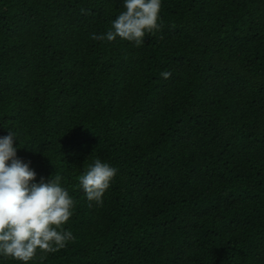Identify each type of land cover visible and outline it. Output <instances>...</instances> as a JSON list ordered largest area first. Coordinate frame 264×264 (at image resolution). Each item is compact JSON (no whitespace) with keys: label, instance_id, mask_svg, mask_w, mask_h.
Here are the masks:
<instances>
[{"label":"trees","instance_id":"trees-1","mask_svg":"<svg viewBox=\"0 0 264 264\" xmlns=\"http://www.w3.org/2000/svg\"><path fill=\"white\" fill-rule=\"evenodd\" d=\"M122 6L0 0V136L75 202L30 264H264V0H162L143 45L92 40ZM95 158L118 173L90 207Z\"/></svg>","mask_w":264,"mask_h":264},{"label":"clouds","instance_id":"clouds-1","mask_svg":"<svg viewBox=\"0 0 264 264\" xmlns=\"http://www.w3.org/2000/svg\"><path fill=\"white\" fill-rule=\"evenodd\" d=\"M123 11L111 22L105 34L91 39L113 42L117 38L144 44L146 35L159 31L162 0H123ZM82 14L85 9H81ZM172 74L161 73L168 79ZM0 136V258L30 264L44 255L56 253L75 240L64 226L74 214L75 202L59 175L36 182L30 161L17 156L16 133L7 130ZM118 169L95 158L79 177V186L89 206H102L103 198L116 178Z\"/></svg>","mask_w":264,"mask_h":264}]
</instances>
